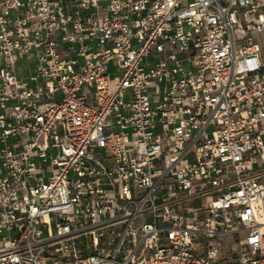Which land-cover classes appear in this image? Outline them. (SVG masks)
<instances>
[{
    "label": "built area",
    "instance_id": "2783aa9c",
    "mask_svg": "<svg viewBox=\"0 0 264 264\" xmlns=\"http://www.w3.org/2000/svg\"><path fill=\"white\" fill-rule=\"evenodd\" d=\"M261 44L264 0H0V264H264Z\"/></svg>",
    "mask_w": 264,
    "mask_h": 264
},
{
    "label": "rangeland",
    "instance_id": "374dc122",
    "mask_svg": "<svg viewBox=\"0 0 264 264\" xmlns=\"http://www.w3.org/2000/svg\"><path fill=\"white\" fill-rule=\"evenodd\" d=\"M260 37V35H258ZM261 47L264 48V45L261 44ZM240 237V236H238ZM222 260H227V254H223V259Z\"/></svg>",
    "mask_w": 264,
    "mask_h": 264
}]
</instances>
